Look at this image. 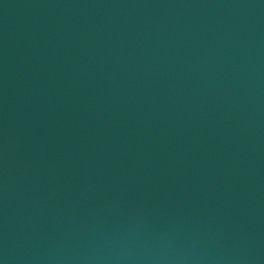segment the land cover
<instances>
[{
    "label": "water",
    "instance_id": "water-1",
    "mask_svg": "<svg viewBox=\"0 0 264 264\" xmlns=\"http://www.w3.org/2000/svg\"><path fill=\"white\" fill-rule=\"evenodd\" d=\"M0 264H264V0H0Z\"/></svg>",
    "mask_w": 264,
    "mask_h": 264
}]
</instances>
